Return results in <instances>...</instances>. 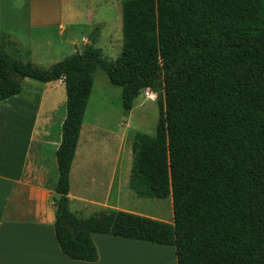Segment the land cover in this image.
I'll use <instances>...</instances> for the list:
<instances>
[{"label":"trees","instance_id":"1","mask_svg":"<svg viewBox=\"0 0 264 264\" xmlns=\"http://www.w3.org/2000/svg\"><path fill=\"white\" fill-rule=\"evenodd\" d=\"M122 22L115 60L87 46L49 68L15 57L7 46L17 43L0 31V102L26 78L66 84L53 198L62 251L98 259L69 192L102 71L122 87L127 114L142 90H162L155 133L135 134L129 186L140 197L172 196L177 264H264V0H123Z\"/></svg>","mask_w":264,"mask_h":264},{"label":"crops","instance_id":"2","mask_svg":"<svg viewBox=\"0 0 264 264\" xmlns=\"http://www.w3.org/2000/svg\"><path fill=\"white\" fill-rule=\"evenodd\" d=\"M0 2L3 3L0 31L8 33L34 63H38L36 55L42 54L35 47V40L49 44L48 30L55 27L61 37L69 36L74 46L81 40L85 42L84 31L79 36L72 34L73 29L67 33L69 24L73 27L86 12H93L83 0H78V4L76 0H27L24 15L22 0ZM22 18H26L23 24ZM65 85L63 79L44 83L26 78L20 94L0 102V264H177L173 238H163L159 233L141 237L121 231L128 209L120 203L119 197L112 198L120 153L113 162L100 165V155L85 146L79 150V144L70 170V207L77 213L81 225L90 231L98 259L76 260L62 251L55 234L53 200L57 195L58 172L52 179L43 178L48 167L38 148L48 140L51 112L56 108L46 109V93ZM25 88L32 91L28 92V100H22ZM12 101L13 105L18 101L28 102L20 106L21 117H11L13 126L8 117ZM4 132H14L15 136L6 137ZM92 140L94 138L90 142ZM120 174H123L122 168ZM119 179L121 187L127 185L122 177ZM145 215L157 221L152 224L154 230L169 222L164 217ZM170 216L173 218V207Z\"/></svg>","mask_w":264,"mask_h":264},{"label":"rangeland","instance_id":"3","mask_svg":"<svg viewBox=\"0 0 264 264\" xmlns=\"http://www.w3.org/2000/svg\"><path fill=\"white\" fill-rule=\"evenodd\" d=\"M76 2L77 4L79 3L78 0ZM83 2L87 6L92 7V14L86 12L84 17L80 18L81 20L75 24L76 26L70 27L69 24L67 33L73 29L72 34L79 36L84 31L85 42L81 40L77 46H74V44L70 43L69 36H64L63 38L59 35L60 33L56 27L48 30L51 34V39L47 40L49 44L45 42L38 43L37 39L35 40V47L39 52H42L41 55H36L35 59L38 61L36 64L49 68L54 63L77 52V49L82 51L87 46L100 47L104 57L109 60H115L120 55L123 45V0H83ZM79 5L86 8V5L83 3ZM0 8H3V3L1 2ZM26 9L27 0H22L23 15L26 13ZM24 20L26 21V18H22V24ZM7 48L15 57L22 61H32L28 54H24L17 45L9 44ZM160 91L162 90H142L140 95L135 99L132 110L127 114L122 104V87L111 83L102 71H97L94 76V86L88 101L78 144L79 150L83 149L84 146L87 149L95 150V154L100 155V165L113 162L115 156L120 153L117 163L119 166L117 181L112 192V198L119 197L120 203H123L124 207L128 209L126 211L125 224H122L121 231L141 237L147 236V234L159 233V236L164 235L163 238L166 237L167 239L174 237V219L169 218L171 217L173 207L172 196L164 199L140 197L129 186L133 162L132 144L134 137L137 132L155 133L160 116L159 100L163 101V96L161 98L158 97ZM28 92L32 91H29V88H25L22 100L29 99ZM45 97L44 105L46 109L49 106L56 108L55 111L51 112L52 117L51 121H49L51 123L48 125L50 131L47 135L48 140L44 142L43 146L40 144L38 150L43 154L46 166L48 167L45 170L43 178L52 179L55 173L57 174L58 172L56 154L61 139V121L66 116V85L65 88H59L54 92L48 91ZM52 101H56V103ZM26 103L28 102L18 101L14 105L13 101L10 103L11 110L8 117H10L11 123V117L22 116L20 106ZM4 136L13 137L15 133L4 132ZM92 138L94 140L90 142ZM121 168L123 170L122 175L120 174ZM119 176L122 177L124 182H127V185L123 184V187L119 185ZM34 180L38 181V179ZM145 214L164 217L169 219V222H165L162 226L158 227V230H154L156 228L153 226L154 229H151V226L152 224H156L157 221ZM145 219L150 221H144ZM120 226L118 230H120ZM171 258H174L173 255H171Z\"/></svg>","mask_w":264,"mask_h":264}]
</instances>
